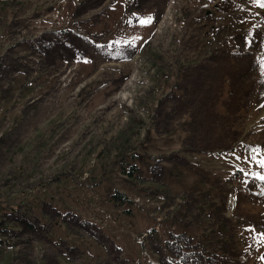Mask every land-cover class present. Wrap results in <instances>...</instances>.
I'll return each instance as SVG.
<instances>
[{
    "label": "rangeland",
    "instance_id": "rangeland-1",
    "mask_svg": "<svg viewBox=\"0 0 264 264\" xmlns=\"http://www.w3.org/2000/svg\"><path fill=\"white\" fill-rule=\"evenodd\" d=\"M260 2L0 0V264H264Z\"/></svg>",
    "mask_w": 264,
    "mask_h": 264
},
{
    "label": "snow or ice",
    "instance_id": "snow-or-ice-1",
    "mask_svg": "<svg viewBox=\"0 0 264 264\" xmlns=\"http://www.w3.org/2000/svg\"><path fill=\"white\" fill-rule=\"evenodd\" d=\"M259 6L260 7H264V2H260L259 3ZM152 21H151V18H145V19H141L139 20V23L141 25H147V24H150ZM258 150L257 149H253V152H257ZM258 165L261 167V168H264V158H261L260 160L257 161ZM257 179L259 180H262L264 181V175H258L257 176Z\"/></svg>",
    "mask_w": 264,
    "mask_h": 264
},
{
    "label": "trees",
    "instance_id": "trees-1",
    "mask_svg": "<svg viewBox=\"0 0 264 264\" xmlns=\"http://www.w3.org/2000/svg\"><path fill=\"white\" fill-rule=\"evenodd\" d=\"M118 196H122L121 194H117Z\"/></svg>",
    "mask_w": 264,
    "mask_h": 264
},
{
    "label": "bare ground",
    "instance_id": "bare-ground-1",
    "mask_svg": "<svg viewBox=\"0 0 264 264\" xmlns=\"http://www.w3.org/2000/svg\"><path fill=\"white\" fill-rule=\"evenodd\" d=\"M92 234V233H91Z\"/></svg>",
    "mask_w": 264,
    "mask_h": 264
}]
</instances>
